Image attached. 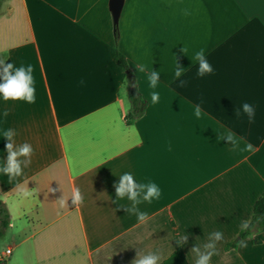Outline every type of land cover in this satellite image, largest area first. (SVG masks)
<instances>
[{"label":"crops","instance_id":"obj_1","mask_svg":"<svg viewBox=\"0 0 264 264\" xmlns=\"http://www.w3.org/2000/svg\"><path fill=\"white\" fill-rule=\"evenodd\" d=\"M0 2V53L5 63L32 64L36 89L33 104L0 101L8 112L0 127L34 149L20 177L0 174L10 213L5 264H133L138 253H157L162 264L178 249L196 264L215 231L223 236L210 264H264V229L227 249L264 192V0H124L118 47L146 101L131 123L110 0ZM200 48L214 69L203 78L191 59ZM244 102L252 122L235 115ZM125 172L161 189L159 200L137 205L146 222L128 212L130 201L117 202Z\"/></svg>","mask_w":264,"mask_h":264},{"label":"clouds","instance_id":"obj_2","mask_svg":"<svg viewBox=\"0 0 264 264\" xmlns=\"http://www.w3.org/2000/svg\"><path fill=\"white\" fill-rule=\"evenodd\" d=\"M185 15H189L187 9L184 10ZM184 50V49H183ZM7 59V53H0V101H24L28 104H33L36 102V89L34 86V76H33V65L32 64H21L16 66L12 63H5ZM193 63L198 62V69L196 75L203 78L207 74L213 73L214 69L212 65L206 58L205 50L200 48L195 51L192 58ZM141 67V71H143ZM182 75V71L175 68L174 78H179ZM148 87L150 89H155L159 83V73L151 70L147 76ZM83 83V81H81ZM181 86H184L186 81L182 80ZM127 88V81L122 85L121 91L125 92ZM159 101V93L152 91L150 93V103L156 104ZM241 110L244 115H246L249 122L254 121L255 109L253 105L244 102L240 109L236 110V116L241 115ZM195 115L200 117L201 107L199 104L195 106ZM8 116L7 110L0 112V124L3 123L4 117ZM16 132L12 128L0 127V139L7 141L5 148L7 151L6 162L0 161V174L7 175L9 179L20 177L23 174V169L27 168L31 164V156L34 152L32 145L28 142H24L17 145L15 142ZM232 136L227 137L228 141H232ZM251 147V145H249ZM3 153L0 152V156ZM76 170H73L72 175H78ZM120 180L116 187L117 202L120 206H125L120 203L121 200L126 199L131 202V207H127L129 213H135L137 221L140 223L146 222L149 217L148 213L141 211L137 205L148 202L152 203L154 200H159L161 197V189L159 186L149 180L147 183L140 182L138 179L134 178L133 174L130 172H125L119 175ZM139 181V183H138ZM61 206L64 205L63 197L58 199ZM71 205L73 207H78L83 203V197L79 188H74L71 193ZM249 227L248 223L242 225L243 229ZM223 233L220 231H215L209 233V238L214 240L204 245L205 249H212V251H206L199 253V258L196 264H210L211 257L215 254L216 241H220ZM160 256L157 253H149L147 255L141 256L138 253L137 259L133 261V264H158Z\"/></svg>","mask_w":264,"mask_h":264},{"label":"trees","instance_id":"obj_3","mask_svg":"<svg viewBox=\"0 0 264 264\" xmlns=\"http://www.w3.org/2000/svg\"><path fill=\"white\" fill-rule=\"evenodd\" d=\"M2 6L0 7V14L2 13ZM116 45L114 48V57L117 62L124 68L128 75V93L131 101V109L126 115V122L131 123L136 118L144 114L146 110V101L142 98L139 92L136 80L131 73L129 62L125 55L120 51L118 47L119 31L116 25ZM10 224V213L6 205L0 201V240L6 234V231ZM249 227L242 229L238 237L227 245V249L236 248L239 241L249 236L252 232H259L264 229V192L256 200L253 208V213L250 221L248 222ZM0 264H5L0 259ZM162 264H189L187 258L182 249L176 250L169 258H167Z\"/></svg>","mask_w":264,"mask_h":264},{"label":"water","instance_id":"obj_4","mask_svg":"<svg viewBox=\"0 0 264 264\" xmlns=\"http://www.w3.org/2000/svg\"><path fill=\"white\" fill-rule=\"evenodd\" d=\"M123 3L124 0H110L109 2V8L112 13L115 25H117L119 22V18L123 8Z\"/></svg>","mask_w":264,"mask_h":264},{"label":"built area","instance_id":"obj_5","mask_svg":"<svg viewBox=\"0 0 264 264\" xmlns=\"http://www.w3.org/2000/svg\"><path fill=\"white\" fill-rule=\"evenodd\" d=\"M10 253H11V249H7L6 252H5V254L0 255V259H1L4 263H6V256H8Z\"/></svg>","mask_w":264,"mask_h":264},{"label":"rangeland","instance_id":"obj_6","mask_svg":"<svg viewBox=\"0 0 264 264\" xmlns=\"http://www.w3.org/2000/svg\"><path fill=\"white\" fill-rule=\"evenodd\" d=\"M2 6V2H0V7ZM2 239H3V237L1 238V240L0 241H2ZM3 242V241H2Z\"/></svg>","mask_w":264,"mask_h":264}]
</instances>
